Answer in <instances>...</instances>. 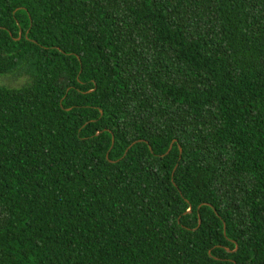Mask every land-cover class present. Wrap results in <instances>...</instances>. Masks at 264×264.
<instances>
[{
    "label": "trees",
    "instance_id": "1",
    "mask_svg": "<svg viewBox=\"0 0 264 264\" xmlns=\"http://www.w3.org/2000/svg\"><path fill=\"white\" fill-rule=\"evenodd\" d=\"M8 76L0 264H264V0H0Z\"/></svg>",
    "mask_w": 264,
    "mask_h": 264
},
{
    "label": "rangeland",
    "instance_id": "2",
    "mask_svg": "<svg viewBox=\"0 0 264 264\" xmlns=\"http://www.w3.org/2000/svg\"><path fill=\"white\" fill-rule=\"evenodd\" d=\"M26 83V79L14 76L0 78V86L7 88H20Z\"/></svg>",
    "mask_w": 264,
    "mask_h": 264
},
{
    "label": "water",
    "instance_id": "3",
    "mask_svg": "<svg viewBox=\"0 0 264 264\" xmlns=\"http://www.w3.org/2000/svg\"><path fill=\"white\" fill-rule=\"evenodd\" d=\"M138 142H141V141H138ZM138 142H135V143H133L129 148H128V150L129 149H131L135 144H137ZM113 143H114V138H113ZM173 144H174V142L171 144V146L169 147V150H168V152L166 153V155H168L169 153H170V151L172 150V148H173ZM151 149V148H150ZM127 150V151H128ZM127 151H126V153H127ZM181 152V151H180ZM187 213H191V209H189V211L187 212ZM200 226H201V219L199 218V224H198V227H197V229H199L200 228ZM196 229V230H197ZM224 233H226L225 231H224Z\"/></svg>",
    "mask_w": 264,
    "mask_h": 264
}]
</instances>
